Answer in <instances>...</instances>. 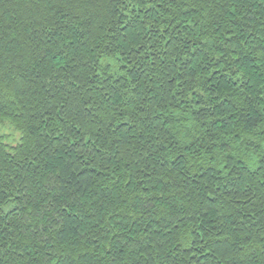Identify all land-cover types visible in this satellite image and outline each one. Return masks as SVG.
Listing matches in <instances>:
<instances>
[{
  "label": "trees",
  "instance_id": "1",
  "mask_svg": "<svg viewBox=\"0 0 264 264\" xmlns=\"http://www.w3.org/2000/svg\"><path fill=\"white\" fill-rule=\"evenodd\" d=\"M0 264H264V0H0Z\"/></svg>",
  "mask_w": 264,
  "mask_h": 264
}]
</instances>
